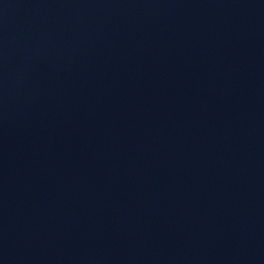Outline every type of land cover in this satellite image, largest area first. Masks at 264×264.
<instances>
[{
    "label": "water",
    "instance_id": "95a60500",
    "mask_svg": "<svg viewBox=\"0 0 264 264\" xmlns=\"http://www.w3.org/2000/svg\"><path fill=\"white\" fill-rule=\"evenodd\" d=\"M0 264H264V0H0Z\"/></svg>",
    "mask_w": 264,
    "mask_h": 264
}]
</instances>
